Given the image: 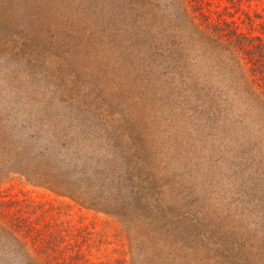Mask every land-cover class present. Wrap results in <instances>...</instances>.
Masks as SVG:
<instances>
[{"label":"rangeland","instance_id":"374dc122","mask_svg":"<svg viewBox=\"0 0 264 264\" xmlns=\"http://www.w3.org/2000/svg\"><path fill=\"white\" fill-rule=\"evenodd\" d=\"M193 5L264 39V0ZM214 44L176 0H0V223L45 264H264V104ZM147 181L161 212L121 209Z\"/></svg>","mask_w":264,"mask_h":264},{"label":"trees","instance_id":"16d2710c","mask_svg":"<svg viewBox=\"0 0 264 264\" xmlns=\"http://www.w3.org/2000/svg\"><path fill=\"white\" fill-rule=\"evenodd\" d=\"M176 1L182 12L185 13L188 23L192 26L199 39L207 40L211 44L215 43L214 45L227 46V50L232 56L231 59L234 61V65L236 64L237 70H241L240 74L244 78L245 84L251 89V94L264 104V39L237 32L228 22H213L208 19L205 13L197 10V7L193 5L194 0ZM40 185L46 186L48 184L45 182ZM147 185V187L132 186L127 192L130 201L123 202L121 209L130 210L132 213L138 210L148 212L156 210L160 213L161 205L157 202L158 199L154 198L155 186L151 181H147ZM158 193L156 191V194ZM70 197L76 202L79 200V198L74 196L70 195ZM80 204L109 215L114 214V210L105 206L94 207V204L89 206L85 202H80ZM159 216L162 220L164 219V216L161 214ZM22 221L25 220L16 217L6 218V220L1 221L0 226H2L4 231L6 241L2 248L7 252L13 250V253H16L15 256L21 255L27 261L32 259L33 262L37 261L39 264L42 261L47 263L50 261L52 254L58 251L57 236L51 234V236L46 237L34 232L29 242L25 238V233H31V228L23 225ZM19 235H21V238H19ZM9 247L12 248L9 249Z\"/></svg>","mask_w":264,"mask_h":264}]
</instances>
